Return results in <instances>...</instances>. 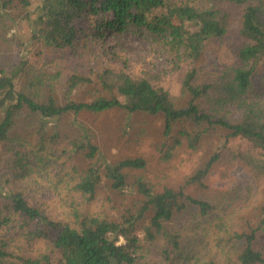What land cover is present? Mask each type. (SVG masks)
Listing matches in <instances>:
<instances>
[{
    "label": "trees",
    "instance_id": "trees-1",
    "mask_svg": "<svg viewBox=\"0 0 264 264\" xmlns=\"http://www.w3.org/2000/svg\"><path fill=\"white\" fill-rule=\"evenodd\" d=\"M31 5V0H0V27L11 20L14 7L30 21ZM35 8L32 38L48 46H70L78 34L77 20L96 19L95 33L100 36L128 26L143 27L162 37L176 59L187 61L189 67L178 96L148 77L104 70L67 75L60 84L61 99L55 95L54 75L42 67L23 62L10 73L0 68V264H133L145 244L153 245L159 234L177 247L176 237H169L164 225L187 204L203 216L213 210L211 203L191 197L182 185L154 190L140 177L133 181L139 196L135 205L117 218L83 213L73 205L63 217L54 218L31 203L3 170L5 153L21 147L16 145L28 144L40 164L53 159L59 168L54 191L59 193V184L65 183L67 192L78 193L86 202L95 197L101 183L120 191L128 184L130 170L145 167L142 157L102 166L91 163L98 147L75 120L80 113L114 108L160 113L164 137L181 125L174 143L185 142L192 150L209 130L217 132L218 148L188 177L189 183L202 184L217 163L236 160L227 145L231 138L243 139L263 152L257 160H239L251 172L264 175V0H39ZM234 15L239 21L232 29ZM99 16L103 20L98 21ZM230 36L233 60L229 64L219 72H205L198 66L208 46ZM83 89L99 94L85 100L78 96ZM83 161L91 164L84 167ZM31 169L29 165L27 173ZM24 175L15 172L11 178ZM139 231L144 232L142 238ZM236 237L242 247L231 264H264V204L255 223ZM20 242L29 249L16 253L11 248H19ZM36 242L44 243V248L32 254Z\"/></svg>",
    "mask_w": 264,
    "mask_h": 264
},
{
    "label": "rangeland",
    "instance_id": "rangeland-1",
    "mask_svg": "<svg viewBox=\"0 0 264 264\" xmlns=\"http://www.w3.org/2000/svg\"><path fill=\"white\" fill-rule=\"evenodd\" d=\"M38 1L31 0L30 21L24 19V12L14 7L11 8V20L0 27L2 70L10 73L23 62L42 67L44 72L54 75L58 99L62 97L60 84L67 75L104 70L124 72L132 77L145 76L154 85L179 95L180 82L189 63L176 59L162 37L136 26H128L118 33L108 31L100 36L95 33L96 19H79L74 42L57 49L32 38ZM232 17L231 28L235 29L239 20L235 15ZM103 18L99 16L98 21ZM232 43L233 37L230 36L208 46L198 66L205 72L222 70L233 60ZM15 79L20 86L19 78ZM257 81L255 78L254 82ZM93 94L99 92L83 89L78 96L88 100ZM75 120L81 123L98 147V154L92 162H82L84 167L91 163L102 166L125 157H142L146 161L145 167L130 170L128 184L120 191L111 190L106 182L101 183L95 197L86 202L78 193L67 192L65 183L59 184V193L54 191L59 168L53 164V159L40 164L28 144L16 145L21 147L5 153L3 170L14 185L24 190L31 203L41 205L54 218L70 212L69 205L78 207L83 213L117 218L134 206L139 197L133 188L135 178L147 181L154 190L182 185L191 197L211 203L213 210L203 216L195 206L187 204L181 213L164 225L167 235L172 239L176 237L177 247H173L165 235L159 234L153 245L143 242L144 249L133 264H203L210 260L216 264L232 263L236 250L242 247L236 234L247 231L255 223L264 204V175L251 172L239 159L257 160L263 152L243 139L231 138L227 145L236 160L217 163L202 184L189 183L188 177L218 148L221 138L217 132L209 130L197 148L192 150L186 147L185 142L174 143L181 125L169 137H164V118L160 113H129L125 109L114 108L99 113H80ZM29 165L34 171L31 169L27 173ZM15 172H25L26 175L13 180L11 176ZM138 233L142 238L144 232ZM18 241L16 238L13 243ZM19 246L11 249L16 253L29 249L23 242ZM31 248L34 250L32 254L39 253L44 243L36 242Z\"/></svg>",
    "mask_w": 264,
    "mask_h": 264
}]
</instances>
